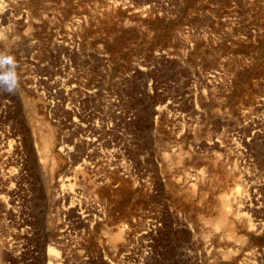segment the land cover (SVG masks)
Listing matches in <instances>:
<instances>
[{"label":"rangeland","instance_id":"rangeland-1","mask_svg":"<svg viewBox=\"0 0 264 264\" xmlns=\"http://www.w3.org/2000/svg\"><path fill=\"white\" fill-rule=\"evenodd\" d=\"M0 52V264H264V0H0Z\"/></svg>","mask_w":264,"mask_h":264},{"label":"clouds","instance_id":"clouds-1","mask_svg":"<svg viewBox=\"0 0 264 264\" xmlns=\"http://www.w3.org/2000/svg\"><path fill=\"white\" fill-rule=\"evenodd\" d=\"M18 64L13 55L0 52V92L15 94L20 87Z\"/></svg>","mask_w":264,"mask_h":264},{"label":"bare ground","instance_id":"bare-ground-1","mask_svg":"<svg viewBox=\"0 0 264 264\" xmlns=\"http://www.w3.org/2000/svg\"><path fill=\"white\" fill-rule=\"evenodd\" d=\"M52 84H53V87H56V86H57V83H56V82H53ZM89 141H90V142H94V141H96V139H87V142H89ZM90 142H89V144H90ZM90 145H91V144H90ZM92 145H93V143H92ZM114 152H115V151H114ZM83 166H84V165H83ZM76 168H77V167H76ZM76 168H75V169H72L71 172H74V173L76 174L77 170H80V169H79L80 167H79L77 170H76ZM81 168H82V167H81ZM82 171H83V170H82ZM74 173H73V174H74ZM75 174H74V175H75ZM79 174H80V173H79ZM69 176H70V175H69ZM69 176H67V177H65V178H63V179H66V182H67V180L69 179V178H68ZM71 177H72V175H71ZM76 177H77V176H76ZM73 178H74V177H73ZM75 179H76V178H75ZM84 179H85V178H84ZM62 182H63V181H61V183H62ZM70 183H71V182H70ZM91 183H92V182H91ZM94 183H95V182H94ZM64 185H65V187H66V184H65V183H64ZM69 185H70V184H69ZM95 185H96V184H95ZM67 186H68V185H67ZM76 186H77V185H76ZM78 187H79V186H78ZM61 188H63L62 185H61ZM73 188H74V187H73L72 185H70V191L73 190ZM75 188H76V187H75ZM82 188H83V187H82ZM64 189H66V188H64ZM96 189H97V188H96ZM66 190H67V189H66ZM70 191H69V192H70ZM96 196H97V195H96ZM238 197H240V196L237 195V198H238ZM237 203H238V202H237ZM222 204H223V211L226 213V212L228 211V209H229V208L227 207L228 204H227L226 201H225L224 203H222ZM230 207H231V206H230ZM231 208H232V207H231ZM232 210H233V209H232ZM238 214H240V213H237V215H238ZM226 218H227V217H226ZM222 220H225V219H222ZM228 221H229V220H228ZM222 224H223V223H222ZM229 226H230V225H229Z\"/></svg>","mask_w":264,"mask_h":264}]
</instances>
